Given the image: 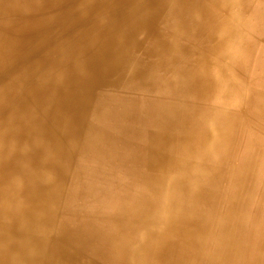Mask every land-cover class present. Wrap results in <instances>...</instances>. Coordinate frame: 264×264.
Here are the masks:
<instances>
[{
  "label": "bare ground",
  "instance_id": "6f19581e",
  "mask_svg": "<svg viewBox=\"0 0 264 264\" xmlns=\"http://www.w3.org/2000/svg\"><path fill=\"white\" fill-rule=\"evenodd\" d=\"M242 243L264 263V0H0V264Z\"/></svg>",
  "mask_w": 264,
  "mask_h": 264
},
{
  "label": "rangeland",
  "instance_id": "374dc122",
  "mask_svg": "<svg viewBox=\"0 0 264 264\" xmlns=\"http://www.w3.org/2000/svg\"><path fill=\"white\" fill-rule=\"evenodd\" d=\"M246 246H245V243H242V248H240V250L238 251L239 253V259L238 260H235V253L233 250H227V251H224L226 252V254H229L227 257L224 258L223 261L219 262L220 260L217 261V263L215 262H210V261H207V262H204L202 264H245L242 263L241 259H242V256L243 254H249L250 250L253 249L254 250V254H255V264H264L262 261H260V254H261V251L263 249V246L261 247H251V248H246L244 249ZM210 251V250H209ZM218 249H213L211 248V251L210 252H214V254H218ZM96 264H100V263H96Z\"/></svg>",
  "mask_w": 264,
  "mask_h": 264
}]
</instances>
